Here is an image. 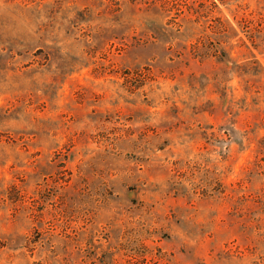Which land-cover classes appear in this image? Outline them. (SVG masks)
<instances>
[{"label":"rangeland","instance_id":"obj_1","mask_svg":"<svg viewBox=\"0 0 264 264\" xmlns=\"http://www.w3.org/2000/svg\"><path fill=\"white\" fill-rule=\"evenodd\" d=\"M0 264H264V0H0Z\"/></svg>","mask_w":264,"mask_h":264},{"label":"trees","instance_id":"obj_2","mask_svg":"<svg viewBox=\"0 0 264 264\" xmlns=\"http://www.w3.org/2000/svg\"><path fill=\"white\" fill-rule=\"evenodd\" d=\"M214 5H216V4L214 3ZM210 28H212L214 30H216V29L217 30H221L220 27H217V25H215L214 23L213 24H210ZM179 32H181V31H179ZM195 40H196L195 42L191 43V46L194 48L193 51L195 50V48H196V50L198 49V43L200 42V41L198 42V37ZM197 52H199V51H197ZM210 52H212V51L206 50L204 54H210ZM213 52H214L213 54L217 55L216 50H214ZM199 55H201V53ZM217 56L218 57H224V55H221V56L220 55H217Z\"/></svg>","mask_w":264,"mask_h":264}]
</instances>
